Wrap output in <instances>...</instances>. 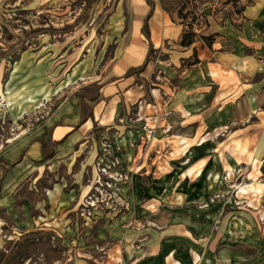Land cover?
<instances>
[{
    "label": "crops",
    "instance_id": "crops-1",
    "mask_svg": "<svg viewBox=\"0 0 264 264\" xmlns=\"http://www.w3.org/2000/svg\"><path fill=\"white\" fill-rule=\"evenodd\" d=\"M191 1L113 0L84 56L42 44L13 61L9 115H30L0 150L14 234L77 239L73 264H264V0H197V22ZM102 135L131 209L90 229L74 211Z\"/></svg>",
    "mask_w": 264,
    "mask_h": 264
},
{
    "label": "rangeland",
    "instance_id": "rangeland-1",
    "mask_svg": "<svg viewBox=\"0 0 264 264\" xmlns=\"http://www.w3.org/2000/svg\"><path fill=\"white\" fill-rule=\"evenodd\" d=\"M112 1L0 0V59H4L3 79L0 80V150L9 139L18 133L21 127L27 128V125L30 124V115L22 116L16 123L9 115L8 99L2 88L4 80L10 75L13 61L21 51L29 48L34 49L42 44H54L57 46V50L63 48L61 51L64 53H77L80 57L84 56L88 51L86 46L98 42L100 35H103L105 16ZM215 9L217 10V8ZM156 77L157 75L154 74L145 89L155 87ZM45 104L46 102L42 103L41 109L45 108L43 107ZM50 109H47L43 114L49 113ZM44 175L46 180L50 181L51 175L48 172ZM0 217L4 220H0V253L11 256L16 252L18 244L27 238H32L33 235L14 234L13 221L3 214H0ZM37 233L34 236H39ZM80 236L82 237L83 234ZM89 238L87 237V239ZM77 242L76 239L75 244H69L68 252V249L65 250L58 240L55 241V247L52 248L61 250L58 260L45 251L36 250L29 259L23 260L21 264H73L77 260L74 257L76 253L87 252L86 245L78 246ZM50 246L53 245L50 243ZM95 253L99 254L97 251Z\"/></svg>",
    "mask_w": 264,
    "mask_h": 264
},
{
    "label": "built area",
    "instance_id": "built-area-1",
    "mask_svg": "<svg viewBox=\"0 0 264 264\" xmlns=\"http://www.w3.org/2000/svg\"><path fill=\"white\" fill-rule=\"evenodd\" d=\"M199 1L192 0L187 5L189 20H201ZM99 149L94 160L95 177L88 181L85 192L75 208L76 217L82 221L87 228L96 227L100 221L110 222L119 215L131 209V204L123 194V188L128 184V173L124 171L119 159L113 154L111 144L106 135L100 136L98 140ZM230 177L226 173L224 179ZM217 198V196H215ZM54 232V231H52ZM51 232V233H52ZM55 233L50 234V243L59 239ZM97 252L102 248L95 247Z\"/></svg>",
    "mask_w": 264,
    "mask_h": 264
},
{
    "label": "trees",
    "instance_id": "trees-1",
    "mask_svg": "<svg viewBox=\"0 0 264 264\" xmlns=\"http://www.w3.org/2000/svg\"><path fill=\"white\" fill-rule=\"evenodd\" d=\"M50 157L51 155L45 157V159ZM36 233L37 232L30 233V235H33L32 238H27L22 243L18 244L17 250L13 255L6 256L0 253V264H21L23 260L29 259L36 250L39 252L45 251L55 260H58L61 256V250L50 246V235L46 233L39 235V233H37L39 236H34Z\"/></svg>",
    "mask_w": 264,
    "mask_h": 264
}]
</instances>
